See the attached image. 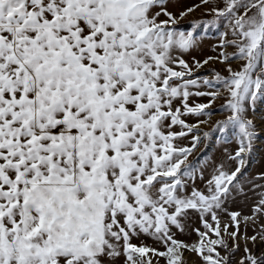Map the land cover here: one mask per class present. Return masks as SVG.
Wrapping results in <instances>:
<instances>
[{"label": "snow or ice", "instance_id": "obj_1", "mask_svg": "<svg viewBox=\"0 0 264 264\" xmlns=\"http://www.w3.org/2000/svg\"><path fill=\"white\" fill-rule=\"evenodd\" d=\"M262 105L264 0H0V264H264Z\"/></svg>", "mask_w": 264, "mask_h": 264}, {"label": "rangeland", "instance_id": "obj_2", "mask_svg": "<svg viewBox=\"0 0 264 264\" xmlns=\"http://www.w3.org/2000/svg\"><path fill=\"white\" fill-rule=\"evenodd\" d=\"M186 2L188 4H194V3H198L199 0H186ZM201 13L202 10L198 9L193 16L189 17V19L191 20V19L201 18ZM204 19H210V17H204ZM218 43L219 40L216 35V29H213L205 37L202 43L201 51L196 53L197 58L204 59L207 56L215 55V53L212 51V48L214 45ZM212 66H215L218 69L222 68V66L219 64L209 65L206 67H212ZM196 102L206 103L207 101L197 100ZM219 103L220 102H218L216 105H213V108L214 109L218 108ZM260 112L264 114V105L261 106ZM224 118L225 117L223 115H215L213 117V121L222 120ZM255 119L258 127H260L261 129L260 138L255 142L254 154L249 159L246 183L248 181H255L257 184H264V181L258 179L261 174H264V124H262L259 115ZM189 122L194 123L195 120L190 119ZM201 128L204 129L205 131L210 130L204 125H201ZM225 148L231 151L234 148V145L224 143L220 139V136L217 134L215 139L207 141L203 146L199 148V150L194 154L193 157L189 158L190 160H195L196 157L202 158L201 165L204 169L205 180L210 178L211 174L214 171L215 166H217L220 163V161L223 159V153ZM201 187H203V185H201ZM245 191L247 192V197L238 198L235 203L229 206V210L238 211L242 214V216H251L252 210L256 202H258V200L260 199V193L261 191H264V189L255 187V185L249 183L248 186L245 188ZM222 219L227 220V217L226 216L222 217ZM257 219L259 223H264V220H259V218ZM190 223H193L194 226L199 227L198 221H193ZM249 223L251 225V221ZM254 227H256V225H252L249 227L248 229L249 235L252 234ZM177 238L189 244L196 243L198 239L195 233H191L190 235H178ZM134 243H139V241H134ZM145 243L151 247H157V248L160 247L158 244L154 243L151 239L148 238H145ZM160 250L163 251V248H160ZM185 259L188 262V264H196V262L198 261V257H195L191 253H185ZM159 264H164V261L160 259Z\"/></svg>", "mask_w": 264, "mask_h": 264}]
</instances>
